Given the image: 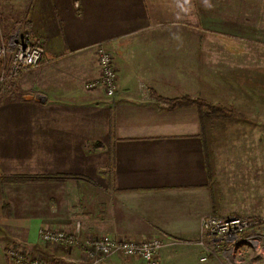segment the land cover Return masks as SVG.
<instances>
[{"label": "crops", "instance_id": "0c3cea01", "mask_svg": "<svg viewBox=\"0 0 264 264\" xmlns=\"http://www.w3.org/2000/svg\"><path fill=\"white\" fill-rule=\"evenodd\" d=\"M231 3L0 0V23L16 28L3 43L18 28L44 48L39 66L0 85V264H14L11 247L54 264L88 262L40 230L159 237L158 264H224L218 253L201 260L200 220L264 216V189L245 207L224 194L212 132L220 120L204 131L196 104L169 101L224 105L238 47L236 16L222 18ZM99 43L113 55L112 98L85 86L100 74ZM101 264L145 263L115 254Z\"/></svg>", "mask_w": 264, "mask_h": 264}, {"label": "rangeland", "instance_id": "374dc122", "mask_svg": "<svg viewBox=\"0 0 264 264\" xmlns=\"http://www.w3.org/2000/svg\"><path fill=\"white\" fill-rule=\"evenodd\" d=\"M231 2V7L233 6L230 8L231 12L221 13L222 18L236 16L232 21H236L235 28L238 30L236 37L231 39L237 40L238 47L235 51L237 58L231 74L228 75L232 79L226 87L228 92L223 89L225 85L221 88L223 93L228 95L222 99V103L234 110L235 114L231 118L220 119L212 132L221 140L217 147L221 148L219 151L222 152L220 176L222 192L228 197L236 194V205L245 207L249 204L247 198L250 195L256 196L260 188L264 189V0ZM14 27H7V34L6 25L0 23L2 43ZM16 32L23 39L21 29L18 28L11 36ZM4 34H7L6 37ZM241 42L247 47L245 45L240 47ZM225 203L228 205L229 202ZM229 215L251 218L245 214ZM252 218L264 222V216ZM241 254L240 263H236L229 255L224 257L220 254L219 258L224 264H264L263 249L256 251L252 248H242Z\"/></svg>", "mask_w": 264, "mask_h": 264}, {"label": "built area", "instance_id": "2783aa9c", "mask_svg": "<svg viewBox=\"0 0 264 264\" xmlns=\"http://www.w3.org/2000/svg\"><path fill=\"white\" fill-rule=\"evenodd\" d=\"M19 35L16 32L7 44L2 43L0 46V59L5 61V66L0 72L1 85L9 84L21 73L36 68L44 57L41 43L21 39ZM96 54L100 74L85 86H100L104 88L106 95L112 98L116 91L117 79L113 55L102 43L97 44ZM260 220L240 215H205L200 222L201 238L197 242L205 248V255L201 260L206 259V255L210 253H218L224 257L229 255L236 263H240L242 248L264 251V222L261 223ZM39 234L41 239L50 245L80 247L88 258L86 264H101L115 254L126 258H140L145 264H158V254L166 245L159 237L149 240H116L106 234H99L87 235L81 239L77 233L65 230H40ZM7 256L14 264H54L39 256H30L17 247L8 249Z\"/></svg>", "mask_w": 264, "mask_h": 264}, {"label": "trees", "instance_id": "16d2710c", "mask_svg": "<svg viewBox=\"0 0 264 264\" xmlns=\"http://www.w3.org/2000/svg\"><path fill=\"white\" fill-rule=\"evenodd\" d=\"M2 44V39L0 37V46ZM5 66V61L0 59V72ZM1 85V83H0ZM172 106H181L185 104H196L198 108V118L201 123L202 129L204 131L208 130L209 127L211 129L212 123L216 120L224 119V118H231L235 112L229 107H225L222 104H213L208 101L202 99H194L190 100L187 98L182 99H173L169 101Z\"/></svg>", "mask_w": 264, "mask_h": 264}]
</instances>
